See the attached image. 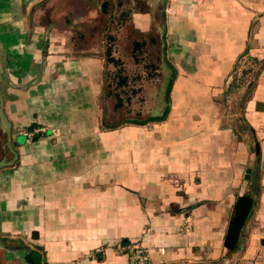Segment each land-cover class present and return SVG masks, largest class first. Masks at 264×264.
<instances>
[{"label":"crops","instance_id":"0c3cea01","mask_svg":"<svg viewBox=\"0 0 264 264\" xmlns=\"http://www.w3.org/2000/svg\"><path fill=\"white\" fill-rule=\"evenodd\" d=\"M111 19L161 72L116 127ZM129 243L152 264H264V0H0V264H130Z\"/></svg>","mask_w":264,"mask_h":264},{"label":"rangeland","instance_id":"374dc122","mask_svg":"<svg viewBox=\"0 0 264 264\" xmlns=\"http://www.w3.org/2000/svg\"><path fill=\"white\" fill-rule=\"evenodd\" d=\"M110 23L111 27L118 28V30H109L110 25L105 30L107 33L103 39L106 41V51H111L113 55L114 49H116L117 54L120 55L119 64L122 65L118 67L112 63L113 68L108 72V127H116L121 123L130 121V119H137L136 108L138 106L141 107L144 103V99L142 100L143 95H141L143 88L152 79L160 77L161 72L157 65L158 62L151 56L152 52L148 50L146 44L142 48L143 43L138 41V34L128 29V27L125 30L126 23L120 20L111 19ZM114 31L118 33L123 32L119 40L110 33ZM248 66L249 64L244 68L241 67L237 74V77L242 79V85L243 82L247 83V79H244V76H247L244 74V70ZM122 78H126V83L121 86L119 84ZM119 95L124 100L125 106L116 109L115 107L118 101L116 96Z\"/></svg>","mask_w":264,"mask_h":264},{"label":"trees","instance_id":"16d2710c","mask_svg":"<svg viewBox=\"0 0 264 264\" xmlns=\"http://www.w3.org/2000/svg\"><path fill=\"white\" fill-rule=\"evenodd\" d=\"M108 53L110 56L109 61L115 64L116 66L121 67L122 65L119 64L120 61L111 57L112 55L111 51H109ZM124 83H126V78H122L121 83L119 85L122 86ZM116 97L118 101L115 108L116 109L123 108L125 106L124 100L120 95ZM253 206H254V199L251 196H247V195L241 196L236 201L233 214L230 219L227 234L225 237V247L227 248L229 253L236 252L240 248L243 229L248 219V216L250 215L253 209Z\"/></svg>","mask_w":264,"mask_h":264},{"label":"built area","instance_id":"2783aa9c","mask_svg":"<svg viewBox=\"0 0 264 264\" xmlns=\"http://www.w3.org/2000/svg\"><path fill=\"white\" fill-rule=\"evenodd\" d=\"M46 132L44 128L34 129V130H22L23 134L28 141H31L36 134H42ZM119 252L125 253L128 255L130 264H152L151 255L147 248H144L138 244H125L119 247ZM164 250H161L163 253Z\"/></svg>","mask_w":264,"mask_h":264},{"label":"water","instance_id":"95a60500","mask_svg":"<svg viewBox=\"0 0 264 264\" xmlns=\"http://www.w3.org/2000/svg\"><path fill=\"white\" fill-rule=\"evenodd\" d=\"M255 149H256V155L257 156H260L261 154V148L259 146V143H256V146H255ZM253 214V210L251 211L250 215L248 216V219L249 220L251 218V215Z\"/></svg>","mask_w":264,"mask_h":264}]
</instances>
